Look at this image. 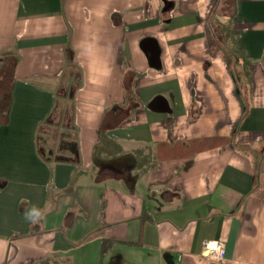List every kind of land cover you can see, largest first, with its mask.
Here are the masks:
<instances>
[{"label": "crops", "instance_id": "1", "mask_svg": "<svg viewBox=\"0 0 264 264\" xmlns=\"http://www.w3.org/2000/svg\"><path fill=\"white\" fill-rule=\"evenodd\" d=\"M227 1L0 0V264H264V0Z\"/></svg>", "mask_w": 264, "mask_h": 264}, {"label": "trees", "instance_id": "2", "mask_svg": "<svg viewBox=\"0 0 264 264\" xmlns=\"http://www.w3.org/2000/svg\"><path fill=\"white\" fill-rule=\"evenodd\" d=\"M229 3L225 4V5H222L220 6L221 10H229L231 9V6H232V3L233 1L232 0H229L227 1ZM218 2H216V4L214 5V8L213 10H215L217 7H218ZM210 23L213 27H217L218 24L216 23V19H215V16H212L210 17ZM212 35H213V39L214 40H217V39H221L223 36L218 34L215 30L212 32ZM226 36V35H225ZM225 36L223 38H225ZM8 59V61H6ZM2 64H0V89L2 86H4L6 83L9 84V76L10 74L12 73V68H13V63L11 62V57L10 56H7L6 58H4V60H2ZM233 68V66H232ZM235 72V70H234ZM0 110H1V107H0ZM6 120V115H2L0 114V122H4ZM45 125V124H44ZM42 124V126L40 127V131H44L45 130V126Z\"/></svg>", "mask_w": 264, "mask_h": 264}, {"label": "clouds", "instance_id": "3", "mask_svg": "<svg viewBox=\"0 0 264 264\" xmlns=\"http://www.w3.org/2000/svg\"><path fill=\"white\" fill-rule=\"evenodd\" d=\"M97 40L98 37H93L91 41H84L82 44V47L84 48L85 53L90 56L95 58L98 54V46H97ZM111 75V70L105 74L106 77H110ZM45 213L42 211L40 208L36 206H32L31 208H28L25 210L24 213V219L26 222L30 224H38L41 222V220L44 219Z\"/></svg>", "mask_w": 264, "mask_h": 264}, {"label": "built area", "instance_id": "4", "mask_svg": "<svg viewBox=\"0 0 264 264\" xmlns=\"http://www.w3.org/2000/svg\"><path fill=\"white\" fill-rule=\"evenodd\" d=\"M201 253L213 261H222L225 258V242L222 239H205Z\"/></svg>", "mask_w": 264, "mask_h": 264}, {"label": "rangeland", "instance_id": "5", "mask_svg": "<svg viewBox=\"0 0 264 264\" xmlns=\"http://www.w3.org/2000/svg\"><path fill=\"white\" fill-rule=\"evenodd\" d=\"M8 61V59L6 60ZM9 88L10 85L8 83H6L4 86L1 87L0 89V114L4 115L9 103ZM50 132V135L55 134V132L57 131V128H55L54 126H48ZM56 135V134H55Z\"/></svg>", "mask_w": 264, "mask_h": 264}]
</instances>
